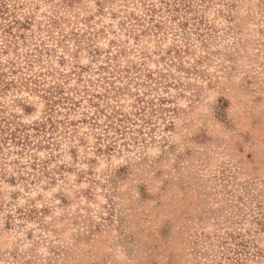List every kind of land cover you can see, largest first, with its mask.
Returning a JSON list of instances; mask_svg holds the SVG:
<instances>
[{"label": "rangeland", "instance_id": "rangeland-1", "mask_svg": "<svg viewBox=\"0 0 264 264\" xmlns=\"http://www.w3.org/2000/svg\"><path fill=\"white\" fill-rule=\"evenodd\" d=\"M0 128V264H264V0H0Z\"/></svg>", "mask_w": 264, "mask_h": 264}, {"label": "trees", "instance_id": "trees-1", "mask_svg": "<svg viewBox=\"0 0 264 264\" xmlns=\"http://www.w3.org/2000/svg\"><path fill=\"white\" fill-rule=\"evenodd\" d=\"M17 132H18V129H16L15 131H11L10 133H8L7 137L9 136L12 138V139L10 138L11 140H16ZM2 133H4V129L0 128V134H2ZM18 140L21 141L20 139H18Z\"/></svg>", "mask_w": 264, "mask_h": 264}]
</instances>
